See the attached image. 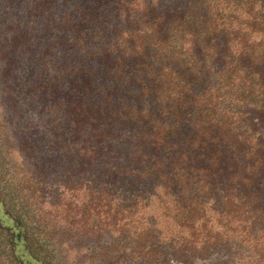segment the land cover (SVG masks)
Wrapping results in <instances>:
<instances>
[{"label": "trees", "instance_id": "obj_1", "mask_svg": "<svg viewBox=\"0 0 264 264\" xmlns=\"http://www.w3.org/2000/svg\"><path fill=\"white\" fill-rule=\"evenodd\" d=\"M102 225L264 264V0H0V264Z\"/></svg>", "mask_w": 264, "mask_h": 264}, {"label": "rangeland", "instance_id": "obj_2", "mask_svg": "<svg viewBox=\"0 0 264 264\" xmlns=\"http://www.w3.org/2000/svg\"><path fill=\"white\" fill-rule=\"evenodd\" d=\"M100 228H102L101 232H104L101 236H89L81 232L73 239H70V241L65 240L63 244H57L55 247L53 246L51 248H58L56 253L60 261L64 262L63 264H148L145 263L146 257H144L142 251H140L143 241L140 242V245L137 242H130L128 247L126 242L120 244L116 242L115 235L109 236V230L116 232L112 227H109V225H102ZM146 229L161 231L165 230L166 226H146ZM86 230L98 231L99 229L90 223L86 225ZM134 230L136 231V227L131 231ZM115 245H118V248H121V250L119 251ZM124 246L130 248L129 252H125L126 254L122 252L125 248ZM131 249L136 250V252L130 254ZM159 264L183 263L167 255Z\"/></svg>", "mask_w": 264, "mask_h": 264}]
</instances>
